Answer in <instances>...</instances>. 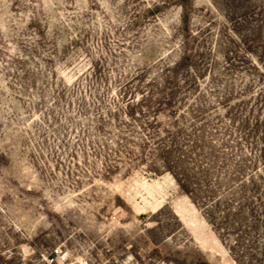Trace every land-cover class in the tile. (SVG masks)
<instances>
[{"label":"rangeland","instance_id":"rangeland-1","mask_svg":"<svg viewBox=\"0 0 264 264\" xmlns=\"http://www.w3.org/2000/svg\"><path fill=\"white\" fill-rule=\"evenodd\" d=\"M0 264H264V0H0Z\"/></svg>","mask_w":264,"mask_h":264}]
</instances>
